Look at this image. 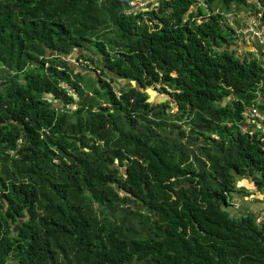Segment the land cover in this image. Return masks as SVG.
<instances>
[{"label":"trees","instance_id":"16d2710c","mask_svg":"<svg viewBox=\"0 0 264 264\" xmlns=\"http://www.w3.org/2000/svg\"><path fill=\"white\" fill-rule=\"evenodd\" d=\"M134 1L0 0V264H264V224L228 210L239 179L264 195V134L241 127L264 116V48L238 55L226 18L264 21V0Z\"/></svg>","mask_w":264,"mask_h":264},{"label":"rangeland","instance_id":"374dc122","mask_svg":"<svg viewBox=\"0 0 264 264\" xmlns=\"http://www.w3.org/2000/svg\"><path fill=\"white\" fill-rule=\"evenodd\" d=\"M139 2L138 7L143 8L145 10H151L153 7H156L160 4V0H135L134 2ZM250 5L255 7L256 0H248ZM154 4V5H153ZM137 9L139 10V8ZM194 7V6H193ZM193 7L191 8V12L193 11ZM235 8H231V11L227 13L226 18L228 19L229 24L237 31V37H236V44L231 46L232 49H235L237 51L238 55L244 56V54L250 50L251 52H254L255 54H258V47L259 45H264V38L260 36H264V21L261 20V14H255L251 11V8H244L241 11L234 10ZM188 13V16L190 13ZM186 16V17H188ZM201 19V18H200ZM199 21L201 22V20ZM241 25V26H240ZM240 26V27H239ZM259 32V33H258ZM255 33H258L257 35ZM263 42V43H262ZM259 44V45H258ZM84 52L83 49H78L75 51L74 54H69V56L66 57L67 60L70 61V64L72 67L77 68L76 72H83L87 73L88 75H91L93 65L89 64L87 65L83 60L78 61V57ZM90 57H93L97 59V61H101V57L96 55L95 51L89 50L87 52ZM74 59V61H73ZM102 64V63H101ZM92 76L86 77L85 84L89 86V83L91 84L94 81V77ZM114 77V75H113ZM113 88L115 91L120 94V85L118 82L112 83ZM123 86V85H122ZM65 88H69L67 85H64ZM151 88H155L154 86ZM70 94H74V92L70 91ZM75 99L78 100V97L76 94ZM121 95V94H120ZM172 99V97L170 96ZM173 100V99H172ZM174 104L172 105V111L177 112V108H173ZM73 109L76 107L73 106ZM259 113V111H257ZM246 114V113H245ZM260 114V113H259ZM258 114V115H259ZM261 120L264 122V116L259 115L258 116ZM251 118H248L250 120ZM261 120L258 123H253L254 126L250 127L251 123H248V125H243L242 130L248 131L251 135L256 132V130H262V134H264V123L261 122ZM217 139V137H215ZM203 138H201L198 143H196L197 146H201L203 144ZM261 141L264 142V138H261ZM123 172H125V167L120 168ZM244 181H248L250 183V186H247L244 184ZM246 186L248 190L252 193L250 196L247 193L243 194H235L234 198L230 201V207H228V210L234 215H241L246 214L248 212H254L258 218V221L261 222V224H264V203L263 202H256L257 200L262 201L264 199L263 194L257 190V187L254 183L251 182V180H242L239 179L237 182V187ZM124 195V193H122ZM251 204L254 206H257L256 208L250 207Z\"/></svg>","mask_w":264,"mask_h":264},{"label":"clouds","instance_id":"9594fccd","mask_svg":"<svg viewBox=\"0 0 264 264\" xmlns=\"http://www.w3.org/2000/svg\"><path fill=\"white\" fill-rule=\"evenodd\" d=\"M154 5V4H153ZM138 7V6H137ZM137 7H136V9L134 10V11H137L138 9H137ZM157 7V6H156ZM139 8V7H138ZM153 8H155V7H153ZM139 10H144V11H149V10H145V9H143V8H139ZM152 10V9H151ZM189 13V12H188ZM228 20V19H227ZM259 33V32H258ZM258 33H255L256 35L258 34ZM258 36V35H257ZM260 37H262V38H264V36H260ZM263 46V48H264V45H262ZM78 50V49H77ZM50 52H54V54L53 55H51V53ZM75 53V51L72 53V54H74ZM60 55H61V53L60 52H58V51H51V50H49L48 51V54H47V56L48 57H56V58H59L60 57ZM67 57V56H66ZM66 57L64 58L66 61H68L69 63H70V61L69 60H67L66 59ZM102 58V57H101ZM82 59H80L79 60V58H78V61H81ZM102 60H103V58L101 59V61H97V63H98V65L99 64H101V62H102ZM73 61H74V59H73ZM84 62H88V61H84ZM90 63L88 62V64L87 65H89ZM71 65V64H70ZM47 67H48V64L46 65ZM73 68H75V67H73ZM77 68H75V70H76ZM76 72V71H75ZM92 74L91 75H88V76H93L94 78H97V76H98V73H100V71H93V69H92ZM77 73V72H76ZM88 73V72H87ZM110 75L112 76V78H114L115 80H116V82H118L117 81V79L115 78V75L116 74H113V73H110ZM113 75H114V77H113ZM119 77V76H118ZM120 78V77H119ZM122 79V78H121ZM107 81H109V80H107ZM128 81V80H127ZM128 82H130V81H128ZM118 84H121L120 82H118ZM64 85H67V84H65V83H62L61 84V86L62 87H64ZM100 85V84H99ZM68 86V85H67ZM121 86H122V84H121ZM69 88H65L66 90H67V92L69 93V95H72L74 98H75V95L74 94H76L77 95V97H78V99H79V96H78V94H77V92H76V90L72 87H70V86H68ZM122 87H125V86H122ZM151 87H153V86H151ZM151 87H148V88H151ZM125 88H128V87H125ZM139 88V87H138ZM135 89H137V88H135ZM147 89V88H146ZM154 90H156L157 92H159L160 94H162V95H164L165 93H161L160 91H158L156 88H153ZM145 90V89H144ZM70 91H72V92H74V94H70ZM147 94V93H146ZM168 95V94H167ZM47 98H48V100H51V101H53L57 106H62V104H61V102H59L56 98H55V96L53 95V94H51V93H48L47 95ZM170 96V95H169ZM149 98V97H148ZM104 105H106V104H104ZM73 107V106H72ZM76 107V106H75ZM76 109V108H75ZM214 138L215 137H217V136H213ZM219 138L217 137V140H218ZM15 154V152H13V151H11V154ZM116 163H118V161H116ZM124 174L127 176V174H126V169H125V172H124ZM244 179H246V178H243L242 180H244ZM246 180H248V179H246ZM242 187H246V186H242ZM241 188V187H240ZM122 193H124V192H122ZM122 193H121V195H122ZM127 194V193H126ZM125 193H124V195H126ZM264 196V195H263ZM175 197V196H174Z\"/></svg>","mask_w":264,"mask_h":264},{"label":"water","instance_id":"95a60500","mask_svg":"<svg viewBox=\"0 0 264 264\" xmlns=\"http://www.w3.org/2000/svg\"><path fill=\"white\" fill-rule=\"evenodd\" d=\"M186 16H188V13H187ZM50 53H51V55L54 54V52H50ZM115 78L117 79L118 82H120L125 87H133V88H138L139 87L140 88V85L136 81L128 82L126 79L119 78L117 74L115 75ZM97 86L100 87L99 84H97ZM140 90L145 92V93H147V95L149 97L148 100H147L148 103H151V104H154V105H161L163 103H168V104L169 103H173V104H175L173 102V100L170 98L169 95H167V94L162 95L159 92H157L156 90H154L153 88H147L145 90L140 88ZM85 150H87V149H85ZM124 193L126 194V192H124Z\"/></svg>","mask_w":264,"mask_h":264},{"label":"built area","instance_id":"2783aa9c","mask_svg":"<svg viewBox=\"0 0 264 264\" xmlns=\"http://www.w3.org/2000/svg\"><path fill=\"white\" fill-rule=\"evenodd\" d=\"M86 64H88V62H85ZM259 113L257 112V110L256 109H254V108H247V110H246V117L247 118H251V119H258L259 121L261 120L258 116L260 115H258ZM261 122H263V120H261ZM14 152V151H13Z\"/></svg>","mask_w":264,"mask_h":264},{"label":"flooded vegetation","instance_id":"af4514ba","mask_svg":"<svg viewBox=\"0 0 264 264\" xmlns=\"http://www.w3.org/2000/svg\"><path fill=\"white\" fill-rule=\"evenodd\" d=\"M227 16V15H226ZM173 102L175 103L174 104V106H173V108H177V104H176V102L173 100ZM169 104H171V105H173V103H169ZM182 127H185V126H183L182 125ZM252 183H254L255 185H256V187H257V184L254 182V181H251ZM244 184H246L247 186H250V183L249 182H247V181H244L243 182ZM257 190H258V187H257ZM259 191V190H258ZM251 195V194H250ZM249 195V196H250ZM261 202H263L264 203V201H261ZM250 207H252V208H256L257 206H254L253 204H251V206ZM254 213V212H253ZM242 215V214H241ZM259 222V221H258ZM259 223H261V222H259Z\"/></svg>","mask_w":264,"mask_h":264},{"label":"bare ground","instance_id":"6f19581e","mask_svg":"<svg viewBox=\"0 0 264 264\" xmlns=\"http://www.w3.org/2000/svg\"><path fill=\"white\" fill-rule=\"evenodd\" d=\"M263 43V42H262Z\"/></svg>","mask_w":264,"mask_h":264}]
</instances>
